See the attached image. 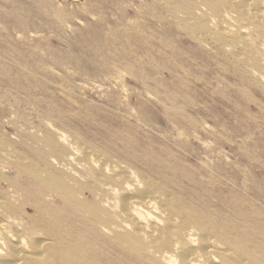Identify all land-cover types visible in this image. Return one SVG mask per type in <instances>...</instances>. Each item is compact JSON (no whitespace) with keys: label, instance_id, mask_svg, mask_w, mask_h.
Masks as SVG:
<instances>
[{"label":"rangeland","instance_id":"374dc122","mask_svg":"<svg viewBox=\"0 0 264 264\" xmlns=\"http://www.w3.org/2000/svg\"><path fill=\"white\" fill-rule=\"evenodd\" d=\"M183 1L0 0V141L43 167L63 134L155 182L202 176L264 220V93L165 9ZM0 172L43 231L37 187Z\"/></svg>","mask_w":264,"mask_h":264},{"label":"bare ground","instance_id":"6f19581e","mask_svg":"<svg viewBox=\"0 0 264 264\" xmlns=\"http://www.w3.org/2000/svg\"><path fill=\"white\" fill-rule=\"evenodd\" d=\"M182 4L165 9L264 93V0ZM58 139L42 142L53 158L37 154L43 167L0 141V161L30 178L31 197L47 209L44 230L35 229L0 191V264H264V220L246 215L233 194L219 197L202 176L179 172L155 182ZM1 181L12 194L25 192L2 172ZM46 197L56 199L54 209Z\"/></svg>","mask_w":264,"mask_h":264}]
</instances>
